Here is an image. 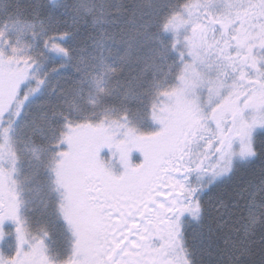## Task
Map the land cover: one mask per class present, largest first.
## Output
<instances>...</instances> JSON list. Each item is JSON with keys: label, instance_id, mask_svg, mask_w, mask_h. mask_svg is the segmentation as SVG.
Listing matches in <instances>:
<instances>
[{"label": "snow or ice", "instance_id": "obj_1", "mask_svg": "<svg viewBox=\"0 0 264 264\" xmlns=\"http://www.w3.org/2000/svg\"><path fill=\"white\" fill-rule=\"evenodd\" d=\"M0 264H264V0H0Z\"/></svg>", "mask_w": 264, "mask_h": 264}]
</instances>
